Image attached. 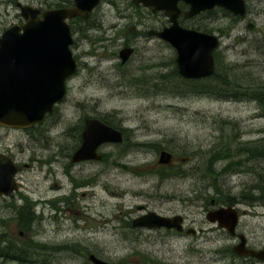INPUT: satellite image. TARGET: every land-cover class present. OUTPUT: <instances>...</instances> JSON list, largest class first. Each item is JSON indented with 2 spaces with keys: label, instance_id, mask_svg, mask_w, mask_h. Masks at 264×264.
<instances>
[{
  "label": "rangeland",
  "instance_id": "rangeland-1",
  "mask_svg": "<svg viewBox=\"0 0 264 264\" xmlns=\"http://www.w3.org/2000/svg\"><path fill=\"white\" fill-rule=\"evenodd\" d=\"M58 1L65 0H0V34L25 23L18 3L43 9L56 8ZM245 1L242 17L213 8L180 20L220 37L218 72L234 85L215 95L179 74L170 44L145 34L169 25L162 12L104 0L89 19L69 20L79 67L67 81L66 96L42 123L0 126V151L19 165L20 183L19 190L0 197V214L9 235L30 253L26 262L0 257V264H94L92 253L111 264H246L234 258L239 238L207 220L208 209L223 205L245 211L239 232L251 247H264V199L249 197L264 196L257 189L264 186V157L242 151L264 146V115L240 91L264 83V0ZM125 41L136 51L122 65ZM91 117L124 129V141L102 145L99 161L75 163L72 156ZM163 150L173 155L171 164L159 162ZM220 152L227 158L220 159ZM231 161L230 169L220 171ZM24 195L38 215L27 231L14 219ZM225 198L235 201L230 205ZM149 211L182 214L184 226L197 234L132 226Z\"/></svg>",
  "mask_w": 264,
  "mask_h": 264
},
{
  "label": "water",
  "instance_id": "water-1",
  "mask_svg": "<svg viewBox=\"0 0 264 264\" xmlns=\"http://www.w3.org/2000/svg\"><path fill=\"white\" fill-rule=\"evenodd\" d=\"M73 6L46 10L30 5L17 6L23 25L14 24L0 34V126L6 128H29L44 121L47 113L67 93V80L77 71L78 61L71 46L74 43L69 20L78 16L88 19L101 0H73ZM184 1L189 8L184 11L186 19L215 7H223L235 15L244 16L247 11L245 0H132L134 4L151 7L153 12L164 11L170 25L161 30L151 29L149 35L165 40L177 52L175 58L179 74L185 79H202L213 75L216 68L215 51L220 38L214 33L183 26L179 18L182 9L178 3ZM134 49L123 47L119 52L122 63H126ZM81 146L72 156L73 162L100 160L98 152L106 143H122V130L106 124L99 118L85 121ZM173 155L163 150L161 164H171ZM18 166L15 161L0 152V196H8L19 189L15 175ZM207 220L218 223L230 235L240 241L234 246L239 256H252L264 260V248L255 249L247 245L244 234H237L239 210L233 206L211 209ZM184 218L161 215L154 211L142 214L132 221L135 228H166L183 231ZM196 230L189 229V233ZM94 264H111L94 253L89 255Z\"/></svg>",
  "mask_w": 264,
  "mask_h": 264
},
{
  "label": "trees",
  "instance_id": "trees-1",
  "mask_svg": "<svg viewBox=\"0 0 264 264\" xmlns=\"http://www.w3.org/2000/svg\"><path fill=\"white\" fill-rule=\"evenodd\" d=\"M71 4H72V0H65V1L56 2L55 6L61 7V6H68ZM224 11L227 12L226 10ZM76 19L83 20L80 17ZM72 22L74 21L72 20ZM197 29L209 32L206 29H201V28H197ZM219 65H220V62H219L218 56L216 55V70L212 76L204 78V79H200V80H186V81L199 82L198 85H196L194 88L200 91H203L205 93L212 94V95H215L214 93H218V90H220L221 88H224L226 91H230V89H232L234 85V79L230 78L229 76L221 77V75H219V72H218ZM240 91L241 92L244 91L246 93V96L250 97L252 100H256L261 109L262 115H264V83L256 84V85L250 84V86H247L245 90H240ZM49 115L50 114H48V116ZM102 120L112 126L117 127V125L109 121L108 118H102ZM225 150L226 148H224V151ZM242 151L246 153L248 152L249 157H258V156L264 157V146L260 150H258V147H254V148L243 147ZM221 154H222V157H220V159L227 158V156H224L223 153ZM233 163L234 162L231 161V162H228L227 164H224L222 170L220 171H226L227 169H230ZM212 165H213L212 160H210L207 169L212 168ZM210 173L212 174L214 178H216L217 174L214 171L211 170ZM257 189H259V191L261 192H264L263 184H260V186L257 187ZM250 190H252V188ZM242 197H244L242 198L243 201L246 202L245 198H248V195H243ZM249 197H251L252 199H260V200L264 199V196H259L254 193L252 196H249ZM21 200H23V203L21 205H16L17 211L14 214V219L17 221V224L20 226L21 229L27 231L31 229L32 224L36 220L38 215L35 212V207H34L35 203L29 198V196L24 195ZM224 200L229 201L230 205L233 204L235 201L232 198H225ZM2 211L3 210H0V213H2ZM7 220H10V218H8ZM5 223L6 221L3 219V217L0 214V225L1 226L4 225L5 227V229H2L0 231V257L5 258L9 261H14L18 263H23V262L28 261V258L30 256V253L27 252L29 249V246L17 245L16 244L17 240L13 239L9 235V231L6 227L7 224L5 225Z\"/></svg>",
  "mask_w": 264,
  "mask_h": 264
},
{
  "label": "flooded vegetation",
  "instance_id": "flooded-vegetation-1",
  "mask_svg": "<svg viewBox=\"0 0 264 264\" xmlns=\"http://www.w3.org/2000/svg\"><path fill=\"white\" fill-rule=\"evenodd\" d=\"M104 0H101L100 1V3H102ZM126 2H128V3H130V4H134L133 2H132V0H125ZM100 3H99V5H100ZM135 6H139V7H143V8H145V9H148L150 12H152L153 14H155V13H157V12H153V10H152V8L151 7H145L143 4H134ZM178 5L182 8V15H181V17H180V20H181V18L183 17V13H184V11L185 10H187L188 8H189V5L188 4H186L184 1H180L179 3H178ZM164 15H165V13L164 12H162ZM165 17H166V15H165ZM167 22H170V20H169V18L167 17ZM143 31H145V29L143 30ZM149 30H147V32H145V34H147V35H149ZM150 37H154V38H158L156 35H149ZM125 46H132L129 42H127V41H125L124 42V46L123 47H125ZM133 48H134V50L136 51V47L133 45L132 46ZM123 65V64H122ZM81 139H82V136H81ZM214 201V200H213ZM215 202V201H214ZM223 206H225V205H223ZM222 207V206H221ZM220 208V207H219ZM210 209H208L207 210V212L209 211ZM243 213H245V211H241V213L240 214H243ZM184 216V215H183ZM186 220H187V217L186 216H184V223L186 222ZM240 226V223H239V225L237 226V230H238V227ZM189 229H191V230H196V228H194L193 226H190V225H188V226H185V229L183 230V231H178V230H175V229H170V230H174V232H177L176 234H180V235H185V234H192V235H196L197 234V230H196V233L195 232H193V231H191L190 233H189ZM200 231V230H199ZM203 231V230H202ZM201 232V231H200ZM238 232V234H241L242 232H239V230L237 231ZM234 237V236H233ZM234 238H237V237H234ZM235 245V244H234ZM247 245L249 246V247H251V245L249 244V240H248V238H247ZM234 247V246H233ZM253 248H255V247H253ZM262 248H264V247H262ZM258 249H260V248H258ZM234 250V249H233ZM234 258H242V259H245V261L247 262L246 264H249V262H250V264H253V263H258V262H261V263H264V260H259V259H257V258H255V257H252V256H243V257H241V256H238V255H234Z\"/></svg>",
  "mask_w": 264,
  "mask_h": 264
}]
</instances>
